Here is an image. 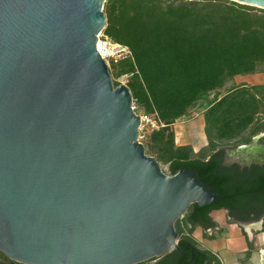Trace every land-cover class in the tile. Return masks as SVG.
I'll return each mask as SVG.
<instances>
[{
	"label": "water",
	"instance_id": "water-1",
	"mask_svg": "<svg viewBox=\"0 0 264 264\" xmlns=\"http://www.w3.org/2000/svg\"><path fill=\"white\" fill-rule=\"evenodd\" d=\"M105 1L0 0V252L13 262L161 258L178 249L188 206L218 199L190 168L165 173L138 140L130 89L113 85L95 46ZM262 136L226 149L223 165H264Z\"/></svg>",
	"mask_w": 264,
	"mask_h": 264
},
{
	"label": "trees",
	"instance_id": "trees-1",
	"mask_svg": "<svg viewBox=\"0 0 264 264\" xmlns=\"http://www.w3.org/2000/svg\"><path fill=\"white\" fill-rule=\"evenodd\" d=\"M103 11V34L129 51L109 62L113 85L126 76L135 112L163 124L143 141L146 153L169 174L192 169L218 196L208 205L188 206L182 223L186 230L178 219L175 223L178 249L163 260L213 264L215 258L187 232L211 225L215 209H225L232 221L264 217V166L241 173L234 166L236 176L222 165L224 147L248 143L258 133L264 145V83L233 86L220 96L216 92L227 80L252 74L264 63V9L232 0H106ZM201 103L205 143L198 149L177 144L172 125ZM0 262L22 264L2 252Z\"/></svg>",
	"mask_w": 264,
	"mask_h": 264
},
{
	"label": "crops",
	"instance_id": "crops-1",
	"mask_svg": "<svg viewBox=\"0 0 264 264\" xmlns=\"http://www.w3.org/2000/svg\"><path fill=\"white\" fill-rule=\"evenodd\" d=\"M210 216L213 223L195 226L191 236L215 258V264H264V231L261 236L255 234L262 227L247 228L232 221L225 209L212 210Z\"/></svg>",
	"mask_w": 264,
	"mask_h": 264
},
{
	"label": "rangeland",
	"instance_id": "rangeland-1",
	"mask_svg": "<svg viewBox=\"0 0 264 264\" xmlns=\"http://www.w3.org/2000/svg\"><path fill=\"white\" fill-rule=\"evenodd\" d=\"M126 79H127L126 76H121L117 78V81L119 83L125 84ZM260 83H264V63L258 65L256 71L252 74L236 75L233 78L227 80L225 84L223 85V87L218 89V91L216 92L220 96L224 94L226 90H228L229 88L233 86H238L242 84L251 85V84H260ZM214 95H215V92H211L209 94V98H213ZM204 107H205V104L201 103L199 104V106H196L194 109L190 111L189 116L187 115L186 117L174 122L172 127L175 131V135H176L175 141L177 144H191L195 149H198L205 143V138L202 133V117L200 116V112L202 111ZM148 133L149 132L145 133V136L142 139V142L146 139V136L148 135ZM161 167L165 173L169 174L166 166L163 167L161 165ZM185 214H186V211L183 213V215L180 218H178V222H177V225H179L183 229V231L186 230L182 226L183 219H184L183 217ZM259 219H262V229L255 231V234L258 236H261L262 232L264 231V217L259 218ZM192 231L187 232V234L190 237H192L191 236ZM195 243L197 245L196 241ZM151 259L152 258L139 262L137 264H149L151 262ZM0 264H3V263L0 262Z\"/></svg>",
	"mask_w": 264,
	"mask_h": 264
},
{
	"label": "built area",
	"instance_id": "built-area-1",
	"mask_svg": "<svg viewBox=\"0 0 264 264\" xmlns=\"http://www.w3.org/2000/svg\"><path fill=\"white\" fill-rule=\"evenodd\" d=\"M96 50L101 56V58L107 63L109 66V62L111 60H117L119 58L125 57L129 54L128 49L118 43H114L109 40L104 34L103 31L97 35L96 41ZM132 109L135 111V105L132 103ZM140 116V124L138 127L139 136L138 140L142 141L145 136V133L150 132L154 129H157L159 126H163V124L158 123L157 119L146 113H137ZM197 114V113H196ZM264 260V256L262 257Z\"/></svg>",
	"mask_w": 264,
	"mask_h": 264
},
{
	"label": "flooded vegetation",
	"instance_id": "flooded-vegetation-1",
	"mask_svg": "<svg viewBox=\"0 0 264 264\" xmlns=\"http://www.w3.org/2000/svg\"><path fill=\"white\" fill-rule=\"evenodd\" d=\"M240 144H243V143H240ZM238 144V145H240ZM238 145H235V146H229V147H224L223 150H222V165H223V162H226L227 160L230 159L228 153L226 152V149H229V148H233V147H236ZM252 165H259V166H264V165H260V164H250V165H241L240 163L238 162H229L227 165H223L225 167H228L230 170H231V173H235V175L237 176L238 175V172L234 169V166H238L239 167V171L240 173L243 172V169L244 168H250ZM243 222V220L241 221ZM173 250V249H172ZM171 250V251H172ZM170 252V251H169ZM164 256V255H163ZM163 256L161 258H152L151 259V262L149 264H178V261L177 260H167V261H164L163 260ZM13 264V263H12Z\"/></svg>",
	"mask_w": 264,
	"mask_h": 264
},
{
	"label": "bare ground",
	"instance_id": "bare-ground-1",
	"mask_svg": "<svg viewBox=\"0 0 264 264\" xmlns=\"http://www.w3.org/2000/svg\"><path fill=\"white\" fill-rule=\"evenodd\" d=\"M253 226H254V227H259V224H254Z\"/></svg>",
	"mask_w": 264,
	"mask_h": 264
}]
</instances>
